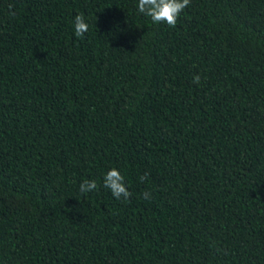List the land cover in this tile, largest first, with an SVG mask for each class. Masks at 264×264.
<instances>
[{
  "label": "trees",
  "instance_id": "obj_1",
  "mask_svg": "<svg viewBox=\"0 0 264 264\" xmlns=\"http://www.w3.org/2000/svg\"><path fill=\"white\" fill-rule=\"evenodd\" d=\"M0 264H264V0H0Z\"/></svg>",
  "mask_w": 264,
  "mask_h": 264
},
{
  "label": "clouds",
  "instance_id": "obj_2",
  "mask_svg": "<svg viewBox=\"0 0 264 264\" xmlns=\"http://www.w3.org/2000/svg\"><path fill=\"white\" fill-rule=\"evenodd\" d=\"M190 4V0H137V10L139 13L149 17L155 24L164 23L170 27H175L177 19L181 12ZM74 34L76 37L83 38L89 29L88 23L82 14H77L74 18ZM199 75L193 77L194 83H199ZM148 176L145 173L140 177L143 181ZM95 180H84L79 185V191L86 194L97 189ZM103 187L110 190L112 196L116 199L123 198L127 200L131 197V192L125 184V178L121 172L113 167L106 171L103 176ZM147 199L149 194H143Z\"/></svg>",
  "mask_w": 264,
  "mask_h": 264
}]
</instances>
